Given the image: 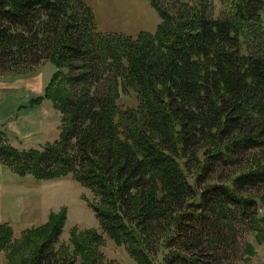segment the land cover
<instances>
[{"label": "trees", "instance_id": "16d2710c", "mask_svg": "<svg viewBox=\"0 0 264 264\" xmlns=\"http://www.w3.org/2000/svg\"><path fill=\"white\" fill-rule=\"evenodd\" d=\"M148 1L160 21L131 35L100 30L83 0H0V74L51 62L25 107L47 98L60 113L41 147L18 148L0 128V164L37 181L72 177L94 196L101 230L73 226L56 249L66 205L18 237L2 222L8 264H119L105 259L104 235L137 264H196L207 224L221 239L245 222L264 241V0ZM131 93L135 105L123 104Z\"/></svg>", "mask_w": 264, "mask_h": 264}, {"label": "rangeland", "instance_id": "374dc122", "mask_svg": "<svg viewBox=\"0 0 264 264\" xmlns=\"http://www.w3.org/2000/svg\"><path fill=\"white\" fill-rule=\"evenodd\" d=\"M83 1L94 9L97 26L102 31L136 35L140 30L154 31L160 21L148 0ZM34 67L35 73L26 76L0 74V128L6 130L9 143L18 148L41 147L59 134L60 113L52 107L49 99L45 98L40 105L32 108L25 107L30 98L44 94V87L55 71V66L49 61ZM129 95H122V103L133 106L136 103L135 95ZM0 168V188H4V192L0 189V223H10L15 237L27 227L43 224L48 213L58 210L62 205L67 206L68 217L56 249L62 243L69 244L73 226L101 231L98 219L87 202L94 201V196L72 177L37 181L30 175H16L1 164ZM259 210L264 215V207ZM226 230L224 238L221 236V239H216L214 235L221 232L220 227L212 224L203 227V233L211 241L203 243L202 255L199 256L200 260L195 261L196 264H264V241L257 242L245 222L234 230ZM104 237L101 250L106 260L137 264L123 246L116 245L106 235ZM247 243L254 246L252 254L245 251ZM161 255L154 264H184L180 258L165 262ZM80 261L78 258L77 262ZM0 264H8L5 250L0 251Z\"/></svg>", "mask_w": 264, "mask_h": 264}, {"label": "crops", "instance_id": "0c3cea01", "mask_svg": "<svg viewBox=\"0 0 264 264\" xmlns=\"http://www.w3.org/2000/svg\"><path fill=\"white\" fill-rule=\"evenodd\" d=\"M1 169V168H0ZM1 190H3V192H4V188H0Z\"/></svg>", "mask_w": 264, "mask_h": 264}]
</instances>
